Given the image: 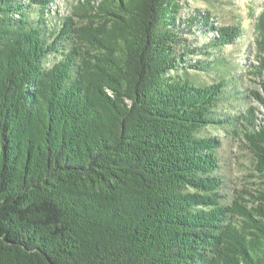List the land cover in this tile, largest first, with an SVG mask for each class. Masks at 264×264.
Wrapping results in <instances>:
<instances>
[{"label": "trees", "instance_id": "16d2710c", "mask_svg": "<svg viewBox=\"0 0 264 264\" xmlns=\"http://www.w3.org/2000/svg\"><path fill=\"white\" fill-rule=\"evenodd\" d=\"M54 2L0 0V264H264V206L223 201L222 141L201 135L235 126L264 178V125L254 108L217 114L226 79L172 76L207 69L183 64L200 48L176 28L179 0H88L59 27ZM203 21L206 49L242 34Z\"/></svg>", "mask_w": 264, "mask_h": 264}, {"label": "rangeland", "instance_id": "374dc122", "mask_svg": "<svg viewBox=\"0 0 264 264\" xmlns=\"http://www.w3.org/2000/svg\"><path fill=\"white\" fill-rule=\"evenodd\" d=\"M88 0H55L49 9L50 26H60V20L72 11V6ZM100 2L101 0H90ZM176 28L186 41L187 48H200L198 54L188 55L185 65L200 61L207 65L205 71L195 68L181 67L172 72L173 77L188 76L200 86H207L220 79H226L227 88L224 99L217 108L219 116H233L246 113L254 108L258 125H264V106L255 100L250 92L260 91L264 96L260 81L252 74L254 64H257L259 49L257 42L264 35L257 26L258 19L264 14V0H179ZM206 15V16H205ZM209 17L214 26L240 25L242 34L232 45L220 48L205 46L216 34L204 24L203 18ZM195 20V24L190 23ZM183 50V48H181ZM50 55L46 66H51L62 58ZM235 126L206 127L201 135H212L222 141L217 151L220 161V175L225 182L222 186L223 201L231 202L237 193L245 196L251 206H264V178L255 170L256 159L245 139L234 132ZM247 192L249 195H247Z\"/></svg>", "mask_w": 264, "mask_h": 264}]
</instances>
